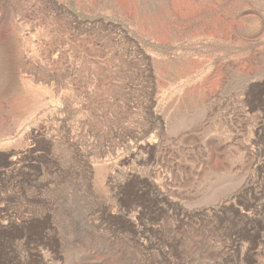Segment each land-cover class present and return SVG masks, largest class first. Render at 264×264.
<instances>
[{"label":"rangeland","instance_id":"374dc122","mask_svg":"<svg viewBox=\"0 0 264 264\" xmlns=\"http://www.w3.org/2000/svg\"><path fill=\"white\" fill-rule=\"evenodd\" d=\"M0 264H264V0H0Z\"/></svg>","mask_w":264,"mask_h":264}]
</instances>
